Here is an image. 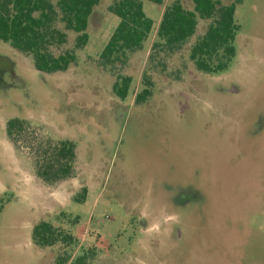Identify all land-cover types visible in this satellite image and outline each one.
I'll list each match as a JSON object with an SVG mask.
<instances>
[{
  "label": "rangeland",
  "instance_id": "obj_1",
  "mask_svg": "<svg viewBox=\"0 0 264 264\" xmlns=\"http://www.w3.org/2000/svg\"><path fill=\"white\" fill-rule=\"evenodd\" d=\"M173 1H142L154 27ZM110 3L99 0L87 44L66 71L40 73L0 42V264H51L57 247L34 246L30 231L40 220L57 225L60 212L78 219L64 226L75 238L86 232L78 250L97 249L94 264H264V0L237 5L236 56L219 74L200 73L188 59L208 21L164 67L148 64L150 34L115 66L132 79L124 100L112 92L116 76L98 66L119 22ZM66 34L55 54L73 49L76 34ZM145 70L151 96L135 104ZM13 118L25 126L10 138ZM64 139L76 157L63 185L70 196L86 188L84 202L59 198L60 182L34 174L33 148Z\"/></svg>",
  "mask_w": 264,
  "mask_h": 264
},
{
  "label": "trees",
  "instance_id": "obj_2",
  "mask_svg": "<svg viewBox=\"0 0 264 264\" xmlns=\"http://www.w3.org/2000/svg\"><path fill=\"white\" fill-rule=\"evenodd\" d=\"M142 1L158 6L164 2L111 0L108 7V12L119 22L100 53L98 66L116 76L112 85L116 98L124 100L132 82L130 76L114 71L118 63L125 66L131 55L141 51L144 42L153 34L155 40L151 43L147 61L162 67L164 58L176 53L195 35L199 20L208 21V25L190 45L189 61L196 71L208 75L219 74L229 68L236 56L234 40L239 31L234 13L242 0H189L192 9H186L181 1L175 0L163 6L155 27L154 22L145 16ZM98 3L99 0H0V42L31 57L34 69L40 73L66 71L76 61L75 50H81L87 44L85 31ZM68 31L76 34L73 49L55 54L54 50L66 44ZM146 70L141 77L143 88L135 94V104L145 103L151 96L153 84ZM24 126L25 122L19 118L9 119L5 133L11 138L18 135ZM33 155L34 174L44 183L60 182L73 173L76 155L75 145L70 140L55 143L46 140L33 148ZM85 198L86 189L83 188L72 201L80 203ZM55 219L57 225L47 220L34 224L30 233L32 244L38 248L57 247L51 264H94L98 250H78L79 241L66 228L74 227L78 219H71L64 212Z\"/></svg>",
  "mask_w": 264,
  "mask_h": 264
},
{
  "label": "crops",
  "instance_id": "obj_3",
  "mask_svg": "<svg viewBox=\"0 0 264 264\" xmlns=\"http://www.w3.org/2000/svg\"><path fill=\"white\" fill-rule=\"evenodd\" d=\"M64 183H66V181L59 183V186L57 188V191H58L57 194H58L59 198H64V197L70 198V199H68V201H70V200H72V197H73V196H70V194H72V192L65 189V185H63ZM65 190H66V192H65ZM30 233H31V231H30Z\"/></svg>",
  "mask_w": 264,
  "mask_h": 264
},
{
  "label": "built area",
  "instance_id": "obj_4",
  "mask_svg": "<svg viewBox=\"0 0 264 264\" xmlns=\"http://www.w3.org/2000/svg\"><path fill=\"white\" fill-rule=\"evenodd\" d=\"M87 236L86 232H84L83 235H81V237H77V240L80 241L78 245H82L84 243L85 237ZM94 236V235H93Z\"/></svg>",
  "mask_w": 264,
  "mask_h": 264
},
{
  "label": "flooded vegetation",
  "instance_id": "obj_5",
  "mask_svg": "<svg viewBox=\"0 0 264 264\" xmlns=\"http://www.w3.org/2000/svg\"><path fill=\"white\" fill-rule=\"evenodd\" d=\"M65 140V139H64ZM67 140V139H66ZM71 141V140H70ZM71 142H73V141H71ZM74 143V142H73ZM75 145V144H74ZM76 148V147H75ZM75 155H76V149H75ZM73 172H74V168H73ZM72 178H74V176H73V173H72V175L70 176V177H68V178H66L65 180H71ZM65 180H62V181H60V182H64ZM58 183V182H57ZM55 184V183H54ZM83 189V188H82ZM82 189H81V191H82ZM86 189V188H85ZM16 193V192H15ZM86 193H87V190H86ZM74 197V196H73ZM141 225H142V223H141Z\"/></svg>",
  "mask_w": 264,
  "mask_h": 264
}]
</instances>
